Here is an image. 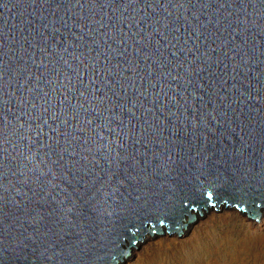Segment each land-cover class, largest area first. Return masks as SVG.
Instances as JSON below:
<instances>
[{"label": "water", "instance_id": "1", "mask_svg": "<svg viewBox=\"0 0 264 264\" xmlns=\"http://www.w3.org/2000/svg\"><path fill=\"white\" fill-rule=\"evenodd\" d=\"M223 202L259 222L264 0H0V264H118Z\"/></svg>", "mask_w": 264, "mask_h": 264}, {"label": "rangeland", "instance_id": "2", "mask_svg": "<svg viewBox=\"0 0 264 264\" xmlns=\"http://www.w3.org/2000/svg\"><path fill=\"white\" fill-rule=\"evenodd\" d=\"M229 209L215 210L225 216L222 220L193 223L184 238L169 236L162 245L154 240L140 248L135 244L139 253L124 264H264V225L240 216L238 208Z\"/></svg>", "mask_w": 264, "mask_h": 264}, {"label": "bare ground", "instance_id": "3", "mask_svg": "<svg viewBox=\"0 0 264 264\" xmlns=\"http://www.w3.org/2000/svg\"><path fill=\"white\" fill-rule=\"evenodd\" d=\"M216 206H217V204L212 206V207H207V211L204 208V206H202L200 208V210L203 212L202 216L199 215L198 211L195 212L194 208L190 209V214H196V216H195L196 219L193 222H187L188 225L186 227V230H185V228H182V233H181L182 236L180 235V238H184V236H186L188 234L189 230L193 227V223H195V222L197 223L198 221H201V220H203L204 222H216L218 220L224 219L225 216H222V215L219 216V215L214 214L216 211H218V210L215 211V209H214ZM251 207L254 208V204H251ZM233 209H234V207H233ZM219 210L228 212V211H230L229 205H226V202H223L219 205ZM258 211L261 213L260 217H259V219H260L259 223H261L260 224V226H261V225H264V205L262 207H260ZM248 213H249V216H251L250 210ZM240 214H241L240 216L246 217L247 220H252V221L254 220V218H248L247 212L246 213L241 212ZM252 223L258 224L255 222H252ZM148 227L149 226H146L145 228L147 229ZM161 231L163 234H154L152 236L149 234V232H146L144 234L143 240L139 241V243L137 244V248L142 247L146 243L150 244L154 240L159 241V244L162 242L161 243V245H162V244L166 243L167 240H169V238H170L169 236H175L176 238L179 237L178 236L179 233H176V231H173V233L169 232V234H168L166 226L161 227ZM121 247H122V249L126 250V247H128L127 241L125 242V244H121ZM137 248L135 249L134 246L129 247V250H130L129 254L130 255H128L126 258L124 255H122V257H121L122 260L117 259L118 264H124V262H126L130 257L138 254L139 252H138Z\"/></svg>", "mask_w": 264, "mask_h": 264}, {"label": "snow or ice", "instance_id": "4", "mask_svg": "<svg viewBox=\"0 0 264 264\" xmlns=\"http://www.w3.org/2000/svg\"><path fill=\"white\" fill-rule=\"evenodd\" d=\"M208 197H209V199H211V197H212V193L211 192L208 193ZM161 223H163V221H161Z\"/></svg>", "mask_w": 264, "mask_h": 264}]
</instances>
